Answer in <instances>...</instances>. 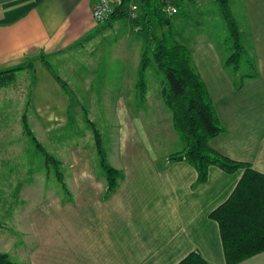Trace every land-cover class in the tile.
I'll list each match as a JSON object with an SVG mask.
<instances>
[{"label": "crops", "instance_id": "0c3cea01", "mask_svg": "<svg viewBox=\"0 0 264 264\" xmlns=\"http://www.w3.org/2000/svg\"><path fill=\"white\" fill-rule=\"evenodd\" d=\"M181 1L184 6L186 0ZM243 5L249 35L243 39L240 30V42L243 52L251 45L256 71L240 76V67L228 63L230 56L222 45L203 34L184 45L191 50L223 126V132L210 140L211 147L264 173V0H243ZM92 8L91 0H0V70L35 59L33 67L19 70L13 82L0 86L19 88L20 99L14 102H19L16 114L22 116V126L25 113L28 120L33 113L47 131L68 123L70 95L39 55L47 56L67 84L73 80L61 76L54 66L64 70L73 48L85 49V43L95 40L103 25L115 19L98 23ZM129 20L137 31L136 22ZM20 78L23 81L16 84ZM87 81L76 85L90 91L92 84ZM138 81L133 90H142ZM128 91L126 86L122 96ZM128 105L126 100L123 107L128 110ZM13 110L11 106L2 111L4 137L11 136L3 133L7 129L13 134L19 127L9 117ZM130 138L135 149L129 152L126 139L123 168L116 167L120 177L113 191L107 179L77 169L73 188L61 187L75 198L51 197L53 189H48L47 201L31 210L28 235L32 238L37 231L38 238L29 264H177L195 250L211 264H227L219 225L209 214L228 199L244 169L229 173L211 165L207 181L198 183V171L189 162L170 161V154L159 159L144 139ZM262 258L264 252L239 264H264Z\"/></svg>", "mask_w": 264, "mask_h": 264}, {"label": "rangeland", "instance_id": "374dc122", "mask_svg": "<svg viewBox=\"0 0 264 264\" xmlns=\"http://www.w3.org/2000/svg\"><path fill=\"white\" fill-rule=\"evenodd\" d=\"M231 4L242 38L248 40L249 20L243 0H231ZM110 27L114 29L104 30ZM154 30L158 35L169 33L183 44L203 34L222 45L227 57L235 52L234 38L219 0H186L180 11L172 16L170 24H158ZM149 34L147 29L135 31L128 17L115 18L103 25L95 40L85 43V49L73 48L64 70L54 66L61 76L73 79L68 82L71 99L68 123L61 129L47 131L33 113H30L28 123L36 139L58 163L52 161L49 165L36 141L25 132L24 123L22 126L19 120L22 116L16 114L19 102H14L20 99L19 88H0V126L2 120L6 121L2 111L11 106L14 110L9 117L19 123L13 134L9 129L3 132L10 134V138L0 133V251L9 253L13 260L22 264L31 261L30 250L34 249L38 232H33L32 238L28 235L30 213L47 201L48 189H53L51 197L75 198L61 187L73 188V175L77 169L93 171L104 181L107 179L94 129L101 134L102 150L108 162L119 169L123 168L121 155L126 139L129 138V152L135 149L130 137L144 139L150 153L159 159L183 147L173 126L172 113L161 96L167 78L155 61L144 73L146 89L133 90L140 77ZM256 65L254 51L249 45L242 54L240 76L256 71ZM33 75L31 71V82ZM85 80L92 84L90 91L76 85V81L88 84ZM21 81L22 78L16 84ZM126 86L129 91L122 96ZM126 100L130 102L128 110L123 107ZM59 173L63 181L58 178Z\"/></svg>", "mask_w": 264, "mask_h": 264}, {"label": "trees", "instance_id": "16d2710c", "mask_svg": "<svg viewBox=\"0 0 264 264\" xmlns=\"http://www.w3.org/2000/svg\"><path fill=\"white\" fill-rule=\"evenodd\" d=\"M223 14L230 26L234 38L235 52L228 63L240 67L243 46L240 42V30L233 16L228 0H219ZM177 13L182 6L181 0H173ZM141 15L136 22L139 30L147 29L148 45L142 55L138 86L145 90L144 73L152 61L165 72L167 86L162 90V98L170 109L173 124L183 143V148L168 156L170 161H187L198 171V183L206 182L211 165H216L229 173L244 169L237 186L231 195L209 214L220 228L227 264H239L264 252V173L247 163L233 160L214 150L210 140L223 132V126L208 88L193 63L191 50L176 41L169 33H155L156 25L171 23L172 16L164 11V0H140ZM128 17L125 10H116L111 18ZM106 21V22H107ZM40 60L68 92L69 86L52 68L44 53ZM34 58L14 67L0 70V86L13 82L17 72L33 67ZM248 76H252L249 74ZM30 104V101L28 102ZM25 132L33 137L43 151L47 163L58 160L51 156L36 139L23 115ZM101 165L106 173L109 191H113L119 182L120 170L108 162L102 150V138L94 129ZM46 163V164H47ZM58 178L63 181L62 174ZM0 264H22L13 260L9 253L0 251ZM177 264H211L199 251H192Z\"/></svg>", "mask_w": 264, "mask_h": 264}, {"label": "built area", "instance_id": "2783aa9c", "mask_svg": "<svg viewBox=\"0 0 264 264\" xmlns=\"http://www.w3.org/2000/svg\"><path fill=\"white\" fill-rule=\"evenodd\" d=\"M93 15L98 23L106 22L116 10H125L131 20H137L141 15L140 0H91ZM164 11L168 15L177 13V6L173 0H164ZM140 26H136L138 31Z\"/></svg>", "mask_w": 264, "mask_h": 264}]
</instances>
